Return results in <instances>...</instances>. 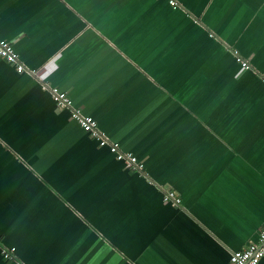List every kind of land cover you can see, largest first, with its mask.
<instances>
[{"label":"crops","instance_id":"obj_1","mask_svg":"<svg viewBox=\"0 0 264 264\" xmlns=\"http://www.w3.org/2000/svg\"><path fill=\"white\" fill-rule=\"evenodd\" d=\"M176 2L0 0V39L36 72L0 58V242L23 264H229L257 239L264 0Z\"/></svg>","mask_w":264,"mask_h":264},{"label":"built area","instance_id":"obj_2","mask_svg":"<svg viewBox=\"0 0 264 264\" xmlns=\"http://www.w3.org/2000/svg\"><path fill=\"white\" fill-rule=\"evenodd\" d=\"M168 3L176 8L178 3L176 0H167ZM0 58L6 60L9 63L15 65L17 71H27L30 73H36L33 70H28L18 57L11 42L5 39H0ZM242 66H248L247 62L242 61ZM50 92L52 101L59 109L69 110V117L76 121L83 131L88 133L91 137L97 140L100 146H108L110 152H112L117 160L124 161L126 166L131 169L142 170L143 164L137 160V158L130 152L122 151L118 148L116 143L110 142L106 136L100 131L97 125V121L90 115L83 114L79 108H75L72 105V100L65 91L60 90L56 86H47ZM164 202H171L173 204H179L180 198L177 193L172 189L163 190L162 195ZM0 251L2 257L8 261L17 262V264H23L20 262L16 254L11 249L3 246L0 242ZM264 256V225L259 229L258 236L255 241H250L244 248L232 251L229 256V264H259L260 260Z\"/></svg>","mask_w":264,"mask_h":264}]
</instances>
